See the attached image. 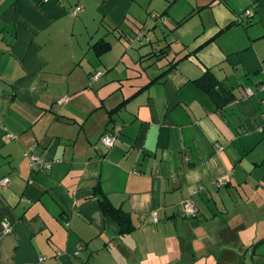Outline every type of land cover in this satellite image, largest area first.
Instances as JSON below:
<instances>
[{"label":"crops","instance_id":"1","mask_svg":"<svg viewBox=\"0 0 264 264\" xmlns=\"http://www.w3.org/2000/svg\"><path fill=\"white\" fill-rule=\"evenodd\" d=\"M262 85L264 0H0V264L264 262Z\"/></svg>","mask_w":264,"mask_h":264},{"label":"built area","instance_id":"2","mask_svg":"<svg viewBox=\"0 0 264 264\" xmlns=\"http://www.w3.org/2000/svg\"><path fill=\"white\" fill-rule=\"evenodd\" d=\"M56 1L61 2L62 0H56ZM80 9H81V7L79 5H76L72 9V14L74 15ZM251 16H252V11L250 9H246L243 13H241L239 15V19H240V21H244V20L249 19ZM153 17H160V18H158L160 20L163 19V18H161L163 16H156L155 14L151 15V18H153ZM100 74L101 73L99 71H97L90 76V79L96 80L100 76ZM261 88L264 89V85H262ZM246 94L251 95L252 91L250 89H246ZM67 98H68L67 95L64 94L58 99V102L66 101ZM259 130L264 134V119H263V122H262ZM115 141H116V135L112 131H107V132L103 133L99 138V144H101L102 146H104L106 148L112 147L115 144ZM24 155L29 158V166L32 170H46L50 167V164H51L50 161L44 159L40 155L32 154L28 151L24 152ZM8 182H9L8 177H2L0 179V188L7 185ZM210 185L212 187L219 188V187H222L225 185V181L220 180V179L212 180L210 182ZM205 189H206V185L199 184L194 189H192L190 191V195L197 194L198 192L203 191ZM196 213H197V207H196L195 203L189 198L185 199L184 203L180 209V216L182 218L193 217L196 215ZM152 219H153V221L157 220L155 212L152 213ZM10 229H11V227L9 226L8 223H3L1 225V232L2 233L8 232ZM80 249H81V246L79 245L74 253L78 254ZM42 259H43V257L39 258V260H42Z\"/></svg>","mask_w":264,"mask_h":264},{"label":"trees","instance_id":"3","mask_svg":"<svg viewBox=\"0 0 264 264\" xmlns=\"http://www.w3.org/2000/svg\"><path fill=\"white\" fill-rule=\"evenodd\" d=\"M155 15L162 16V15H157V14ZM158 18L160 17H153V19L155 20ZM135 36H136L135 38L137 39H139L142 36L141 29L140 31L136 32ZM92 46L97 55L102 54L103 52L108 50L110 47L109 43L104 41L103 39L96 41ZM93 191H94V194L97 196L99 206H100V209L103 215L105 217L112 219L117 224L119 228V234L124 235V234L130 233L134 229V226L131 222V218L129 214L119 208L113 207L108 201V199L105 197V195L101 192L100 187L98 185L94 188ZM185 218H189V217H185Z\"/></svg>","mask_w":264,"mask_h":264},{"label":"rangeland","instance_id":"4","mask_svg":"<svg viewBox=\"0 0 264 264\" xmlns=\"http://www.w3.org/2000/svg\"><path fill=\"white\" fill-rule=\"evenodd\" d=\"M239 208V207H238ZM242 208L243 207H241V210H242ZM244 213H246V212H244ZM243 211H241V216H243ZM234 215H237L238 216V214H234ZM233 215V216H234ZM249 216H248V214L246 215V218H248ZM226 232V231H225ZM219 233H222V231H219ZM227 233V232H226ZM237 232H235V234H236ZM241 233H243V232H241ZM244 235V234H243ZM210 236V235H209ZM246 251L248 252L247 253V257H248V259L246 260V261H230V263H228V264H264V262H258V261H256V259H251L250 258V252H249V250L248 249H246ZM218 253H220V254H223L224 255V253H223V250H222V247H220V249H218ZM220 258V257H219ZM203 259V260H202ZM206 259V257L205 258H200V256H198V264H206V261H204ZM219 264H223L224 263V261H217ZM217 262H215L214 264H218ZM210 262H208L207 264H209Z\"/></svg>","mask_w":264,"mask_h":264}]
</instances>
